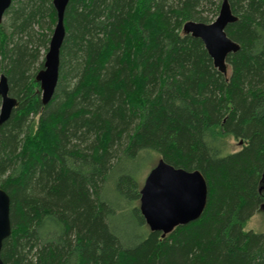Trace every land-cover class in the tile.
Masks as SVG:
<instances>
[{
	"label": "trees",
	"instance_id": "16d2710c",
	"mask_svg": "<svg viewBox=\"0 0 264 264\" xmlns=\"http://www.w3.org/2000/svg\"><path fill=\"white\" fill-rule=\"evenodd\" d=\"M228 1L240 48L224 74L183 31L222 1L69 0L44 104L53 0H12L0 21V76L17 99L0 126L5 264H264V234L244 230L264 203V0ZM154 154L208 185L202 215L165 236L136 204L137 170ZM124 214L132 231L117 225Z\"/></svg>",
	"mask_w": 264,
	"mask_h": 264
},
{
	"label": "water",
	"instance_id": "95a60500",
	"mask_svg": "<svg viewBox=\"0 0 264 264\" xmlns=\"http://www.w3.org/2000/svg\"><path fill=\"white\" fill-rule=\"evenodd\" d=\"M69 0H53L56 23L44 59V68L39 71L41 99L47 104L54 95L60 68V50L66 34L64 18ZM12 0H0V21L10 8ZM238 19L232 12L228 0H222L218 17L211 23L188 20L183 31L200 38L213 59L214 66L227 74L226 59L229 54L239 50L240 45L226 33L228 24ZM0 126L12 114L17 99L9 94L7 77L0 76ZM264 188V180L263 187ZM208 201V185L199 170L188 171L167 163L163 158L148 173L140 190L139 209L151 231L170 233L179 225L197 220ZM10 196L0 187V264L3 241L11 234ZM264 207V203L262 205Z\"/></svg>",
	"mask_w": 264,
	"mask_h": 264
},
{
	"label": "rangeland",
	"instance_id": "374dc122",
	"mask_svg": "<svg viewBox=\"0 0 264 264\" xmlns=\"http://www.w3.org/2000/svg\"><path fill=\"white\" fill-rule=\"evenodd\" d=\"M219 1H222V0H219ZM211 7L212 6H210V4L206 3V2L200 7V9L203 12V14L204 15H206V14L208 15V17L210 19V22H208V23H211V22L215 21L216 18L218 17V14H219V13H215L214 7H212V8ZM4 21H5V15H4L3 19H2V22H4ZM54 26L55 25L52 26L51 32L49 31L50 37L52 36ZM48 48H49V46H48ZM47 51H46V53H47ZM46 53L42 52V54L44 55L43 56L44 59H45ZM228 71L230 72V69H228ZM227 141H228V144H229V146H230V148L232 150H239L242 147V145H243V142L241 140H235L234 138H231V137H229L227 139ZM153 156H154L153 159L152 158H147L146 161L141 162L140 167L137 170L138 171L137 172V175H138L137 179H138V182H139V191L141 190L142 186L144 185V182H145V179H146L148 173L157 164V162L160 159V157L155 155V154ZM136 204H137L138 207L140 206V199L138 201H136ZM129 215L130 214H124L122 217L118 218L117 221H118L119 224H117V225L119 227L121 225L125 226V222H126L127 228L129 227L131 229V231H132V228H133L134 224H133V221L130 219ZM121 227H123V226H121ZM147 227L149 228L148 225H147ZM244 230L245 231L253 230L255 232H259V233H263L264 234V207L263 206L260 207L255 212V214L250 218V220L246 223V225L244 227Z\"/></svg>",
	"mask_w": 264,
	"mask_h": 264
}]
</instances>
